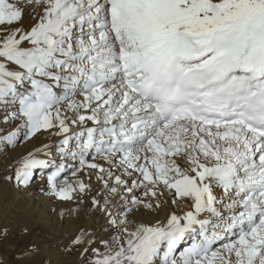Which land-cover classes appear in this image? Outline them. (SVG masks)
Instances as JSON below:
<instances>
[{
    "label": "snow or ice",
    "instance_id": "6c2138e0",
    "mask_svg": "<svg viewBox=\"0 0 264 264\" xmlns=\"http://www.w3.org/2000/svg\"><path fill=\"white\" fill-rule=\"evenodd\" d=\"M27 142L5 179L104 220L78 264H264V0H0V160Z\"/></svg>",
    "mask_w": 264,
    "mask_h": 264
},
{
    "label": "rangeland",
    "instance_id": "374dc122",
    "mask_svg": "<svg viewBox=\"0 0 264 264\" xmlns=\"http://www.w3.org/2000/svg\"><path fill=\"white\" fill-rule=\"evenodd\" d=\"M29 143L32 142L22 144L15 152H18L22 147L28 146ZM1 162L0 160V163ZM2 185L3 179H0V229L7 228L9 230V235L5 240L0 241V250L11 257L16 249L36 243L41 248V254L35 258V264H43L45 260H51V264H78L76 254H66L61 251V248L64 243H67L69 236L75 234L77 227L81 224H87L99 229L100 225L104 223L102 217L96 222L95 213L87 217L85 216V212L90 207L89 198L85 197V201L81 205V215L79 218L62 221L59 216H56L57 214H54L55 212L52 211L48 218H45L48 221V226L43 229L40 225H35L36 222H39L37 219L28 216V220L25 221L18 213L20 209L18 210L7 204L6 195L2 192ZM18 189L20 190L23 188L20 187ZM62 204L65 205L64 208L75 206L72 202H62ZM25 228L28 229L27 233L24 232ZM68 232L70 234L73 233L70 235Z\"/></svg>",
    "mask_w": 264,
    "mask_h": 264
},
{
    "label": "bare ground",
    "instance_id": "6f19581e",
    "mask_svg": "<svg viewBox=\"0 0 264 264\" xmlns=\"http://www.w3.org/2000/svg\"><path fill=\"white\" fill-rule=\"evenodd\" d=\"M33 146H34L33 142L29 143L28 146H25L24 148L22 147L21 149L18 150V152L12 153L9 159L4 161L1 160L3 163L2 162H1L2 164L0 163V179H3L2 192L3 194L6 195L5 198L7 200V204L18 210L20 209L19 211L18 210L17 211L25 221L28 220V216H31V218L33 219H37L39 222H36L35 225H40L44 229L47 228L48 226V221L45 218L46 217L48 218L50 212H52L53 209H55L56 211L54 214H57L56 216H59V211L65 207V205L62 204V202L59 203V201L56 200L54 197L44 194L48 190L46 180H41L39 178V175H37L35 177L37 179L34 178L33 185L30 188L28 189L23 188L19 190L18 188L20 187L17 186L14 178L11 181L5 179L6 176L14 177V172L12 171L11 168L8 167V165L12 163V160L20 156L21 154L25 153ZM69 179L72 178L69 177ZM163 214L164 213H162V215ZM144 219L147 221H151L156 219V217L152 215H148L144 217Z\"/></svg>",
    "mask_w": 264,
    "mask_h": 264
}]
</instances>
